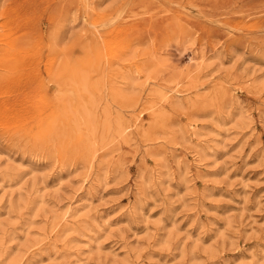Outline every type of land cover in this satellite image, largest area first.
I'll return each instance as SVG.
<instances>
[{"label":"rangeland","instance_id":"rangeland-1","mask_svg":"<svg viewBox=\"0 0 264 264\" xmlns=\"http://www.w3.org/2000/svg\"><path fill=\"white\" fill-rule=\"evenodd\" d=\"M0 264H264V0H0Z\"/></svg>","mask_w":264,"mask_h":264}]
</instances>
